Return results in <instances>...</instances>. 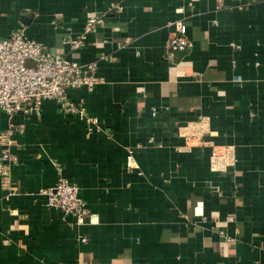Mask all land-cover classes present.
Instances as JSON below:
<instances>
[{
	"label": "crops",
	"instance_id": "0c3cea01",
	"mask_svg": "<svg viewBox=\"0 0 264 264\" xmlns=\"http://www.w3.org/2000/svg\"><path fill=\"white\" fill-rule=\"evenodd\" d=\"M0 13V36L22 25L101 77L68 90L83 118L47 99L0 140L13 156L0 264H264V0H0ZM181 22L192 45L169 56ZM8 120L0 109V132ZM59 176L90 216L44 204Z\"/></svg>",
	"mask_w": 264,
	"mask_h": 264
},
{
	"label": "built area",
	"instance_id": "2783aa9c",
	"mask_svg": "<svg viewBox=\"0 0 264 264\" xmlns=\"http://www.w3.org/2000/svg\"><path fill=\"white\" fill-rule=\"evenodd\" d=\"M102 22L101 18H89L82 35L72 40V47L82 46L85 34ZM191 45L187 25L181 22L176 32L168 38L165 48L172 56ZM97 69L95 61L80 63L51 53L43 43L28 37L22 25L8 36H0V109L9 117L6 129L0 132V140L7 145L12 144L14 134L24 128V122L19 121L18 117L28 118L39 114L43 101L47 99L61 104L66 113L83 118L84 108L70 101L68 90H93L101 81ZM92 120L97 121L96 118ZM132 157L131 151L128 165L133 161ZM12 158L8 149L0 155V176L3 181L9 177L7 162ZM37 194L43 197L46 206L71 214L78 222L90 216L86 202L80 195L79 185L65 176H59L55 184L39 189Z\"/></svg>",
	"mask_w": 264,
	"mask_h": 264
}]
</instances>
